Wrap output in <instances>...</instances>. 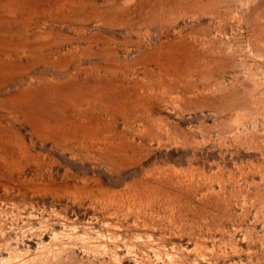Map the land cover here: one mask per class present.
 Instances as JSON below:
<instances>
[{
    "label": "rangeland",
    "instance_id": "obj_1",
    "mask_svg": "<svg viewBox=\"0 0 264 264\" xmlns=\"http://www.w3.org/2000/svg\"><path fill=\"white\" fill-rule=\"evenodd\" d=\"M0 264H264V0H0Z\"/></svg>",
    "mask_w": 264,
    "mask_h": 264
}]
</instances>
